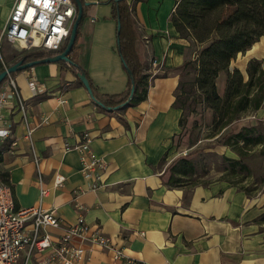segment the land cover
<instances>
[{"label":"crops","instance_id":"crops-1","mask_svg":"<svg viewBox=\"0 0 264 264\" xmlns=\"http://www.w3.org/2000/svg\"><path fill=\"white\" fill-rule=\"evenodd\" d=\"M14 1L0 0V30ZM82 1L88 4L69 57L86 73L95 97L124 94L129 76L118 51L114 0ZM176 1L124 0L133 10L136 50L150 74L146 98L135 106L107 111L96 105L75 68L64 61L12 73L27 103L26 120L16 109L6 113L12 137L4 144L0 178L10 185L15 207L40 205L55 212L60 226L46 229L53 238L81 215L90 228L87 234L99 229L127 256L146 264H264V189L248 195L225 180L183 188L168 185L170 165L186 156L174 154L181 132V110L173 104L180 67L200 47L181 37L170 21ZM11 45L16 53L2 58L7 66L29 51ZM245 52L250 56L242 67L229 65L244 79L248 60L263 58L264 35ZM29 70L44 84L45 93L32 94L26 82ZM43 117L47 121L41 123ZM244 118L249 124L264 123V104ZM26 127L32 128L30 141L23 137ZM84 135L93 154L105 162L102 185L93 190L80 172L74 148ZM226 149L228 156H235ZM56 175L64 177L60 186L54 184ZM40 187L46 194L40 195ZM71 244L84 248L79 264H125L84 236H72ZM46 253L23 249L19 263L40 264Z\"/></svg>","mask_w":264,"mask_h":264},{"label":"trees","instance_id":"trees-1","mask_svg":"<svg viewBox=\"0 0 264 264\" xmlns=\"http://www.w3.org/2000/svg\"><path fill=\"white\" fill-rule=\"evenodd\" d=\"M112 13L120 24L117 32L118 51L134 81V92L128 105L135 106L146 98L150 74L144 72L145 66L136 50L133 10L124 0H120L114 1ZM82 18L83 13L68 56L76 45ZM170 21L181 37L190 38L200 46L195 57L186 60L180 67L173 103L181 110L178 121L180 129H183L188 115L195 110L198 103L210 110L211 128L207 137H215L218 144L226 146L235 155H220L226 163L220 180L253 195L258 191L257 184L249 187L241 183L247 178L244 172L248 153L254 148H260V152L264 154V123L259 121L243 125L235 132L225 130L264 104V68L259 59L248 60L245 68L246 79L237 68L229 70L231 61L239 53H245L264 35V0H177ZM64 46L65 43L60 51ZM51 54L50 51L31 49L19 59L32 61ZM72 62L69 65L75 68L76 75L80 72L86 75L73 60ZM221 72L226 75L223 95L218 93L216 86V79ZM130 78L129 76L128 89L124 94L94 97L105 107L114 108L111 111L122 110L120 105L129 97ZM89 84L92 89L90 81ZM167 182L171 187L183 188L208 181H199L196 164L186 155L177 158L170 165ZM260 220L264 221V214Z\"/></svg>","mask_w":264,"mask_h":264},{"label":"built area","instance_id":"built-area-1","mask_svg":"<svg viewBox=\"0 0 264 264\" xmlns=\"http://www.w3.org/2000/svg\"><path fill=\"white\" fill-rule=\"evenodd\" d=\"M75 15L76 7L73 0H15L5 26L0 30L1 70L7 68L1 55L3 41L19 44L25 50L41 49L57 53L68 38ZM26 82L33 95L45 93L44 84L31 70L26 72ZM0 83L1 158L4 144L12 137L6 113L15 109L21 111L25 122L24 111L27 103L22 98L12 73H7ZM58 99L63 101L60 97ZM46 121L47 118L43 117L40 122ZM31 133L32 128L26 127L23 137L30 141ZM15 143V140L11 141V145ZM74 148L79 152L80 172L88 181V188L91 190L98 188L102 185L101 176L105 162L93 154L86 135ZM33 156L37 164L39 159L35 154ZM63 180V176L56 175L55 186H60ZM39 183L41 185V179ZM46 192L45 188L40 187L41 196ZM60 223L53 210L43 209L40 205L15 207L10 185L0 180V264H20L19 256L23 249H27L28 254L46 250L47 253L41 258L40 264H79L85 251L80 245L71 244V237L75 235L84 236L95 245L109 250L114 259L122 260L125 264H146L127 256L122 248L114 244L99 229L87 234L90 228L81 215L74 224L66 227L61 235L51 237L46 229L59 227Z\"/></svg>","mask_w":264,"mask_h":264},{"label":"rangeland","instance_id":"rangeland-1","mask_svg":"<svg viewBox=\"0 0 264 264\" xmlns=\"http://www.w3.org/2000/svg\"><path fill=\"white\" fill-rule=\"evenodd\" d=\"M15 53L16 50L14 49V46L7 42L3 43L1 55L4 60ZM248 56H250V52L238 54L236 56L237 58L231 61V66L238 65L239 67H242L244 59ZM261 64L264 66V55ZM221 75V77H223L221 81L225 87L226 75L224 72H221ZM221 81H218L217 77L216 86L218 93H221V90L223 89ZM220 84L222 85L221 88ZM220 95H223V93ZM250 121L251 120L243 117L239 121L233 123L225 131H238L241 126L248 125ZM210 124L211 111L203 108L202 104L198 103L195 105V110L188 115L185 126L177 138L178 146L175 147L174 154L176 156L187 155V157L193 159L196 164V173L200 182H213L220 180L224 175L223 168L226 165L222 158H220V155L222 152H225V154L228 155L226 153L227 147L218 144V139L215 137H207L211 128ZM245 163L247 168L244 174L247 175V178L243 180L241 184L248 185L249 187L253 184H257V187H259L258 191L264 189V181H262L264 179V154L260 152V148H254L250 151L245 158Z\"/></svg>","mask_w":264,"mask_h":264},{"label":"water","instance_id":"water-1","mask_svg":"<svg viewBox=\"0 0 264 264\" xmlns=\"http://www.w3.org/2000/svg\"><path fill=\"white\" fill-rule=\"evenodd\" d=\"M75 7H76V15L75 18L72 22L71 25V29L68 35L67 40L65 41V46L63 48L62 51H59L57 53H54L52 55L40 58V59H36V60H32V61H24V59H20L17 62L7 66L6 69H3L0 71V82L4 79V77L6 76L7 73H13V72H17V71H21L24 70L26 68H30L35 66L36 64H40V63H46V62H58V61H64L67 62L68 64H73L72 60L69 58L68 53L74 43L75 37H76V31H77V26L78 23L82 17V13H83V6L87 5V2H82V0H73ZM116 2L120 1V0H114ZM120 28V24L117 21V25H116V29L117 32L119 31ZM118 42V39H117ZM123 66L126 68V71L128 73V75L131 77L130 78V90H129V97L127 98V100L122 103L120 105L121 108H125L128 105V102L131 98V95L134 92V84H133V78L131 76L130 70L127 68L126 64L124 63L123 59L121 58ZM77 77L79 79V81L81 82V84L85 87V89L87 90L90 98L94 101V103L102 108H105L107 111H111L114 110V108H110V107H105L102 102H100L99 100H97L92 92V89L90 87L89 81L86 77V75L83 72L77 73Z\"/></svg>","mask_w":264,"mask_h":264}]
</instances>
